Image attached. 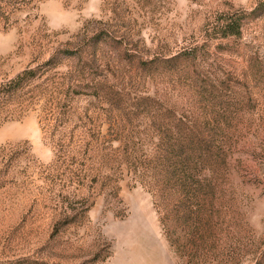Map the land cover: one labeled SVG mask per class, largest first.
Wrapping results in <instances>:
<instances>
[{
    "label": "rangeland",
    "instance_id": "374dc122",
    "mask_svg": "<svg viewBox=\"0 0 264 264\" xmlns=\"http://www.w3.org/2000/svg\"><path fill=\"white\" fill-rule=\"evenodd\" d=\"M261 2L33 1L8 23L0 21V80L83 38L91 59L88 38L108 34L112 38L104 37L96 58L79 66L95 83L106 82L115 105L129 112L134 127L128 135L138 154L155 134L142 104L162 109L164 117L192 118L212 108L197 94L195 80L226 88L230 103L242 106L228 112L227 166L213 180L219 193L211 240L207 256L193 263L264 264V16L243 19L238 34L221 38L219 32L224 17L249 13ZM177 55L194 60L178 70L172 61ZM84 91L55 119L60 136L73 132L74 140L89 144L81 184L47 175L58 137L53 141L50 134L46 99L22 119L0 124V264H186V256L176 257L168 246L151 193L123 162L114 142L120 132L104 124L96 140L109 115ZM86 111L95 113L92 121L79 120ZM55 199L89 208L82 216L80 210L63 212L54 208ZM174 230L178 237L183 233L179 223Z\"/></svg>",
    "mask_w": 264,
    "mask_h": 264
},
{
    "label": "trees",
    "instance_id": "16d2710c",
    "mask_svg": "<svg viewBox=\"0 0 264 264\" xmlns=\"http://www.w3.org/2000/svg\"><path fill=\"white\" fill-rule=\"evenodd\" d=\"M33 1L40 0H0V21L8 23L14 12ZM263 16L264 2L249 13L227 15L221 22V38L238 34L243 19L254 20ZM99 32L87 40L89 48L93 49V54H89L91 59L84 55L86 49L82 47L85 41L83 38L72 46L56 48L44 62L28 66L12 77L0 80V124L22 119L42 99H46L49 106L48 122L52 128L50 134L53 141L58 137L54 143V160L46 166L47 175L59 181L66 178L71 184H81L86 176L87 165L83 158L88 153L89 144L81 145L74 140L73 132L70 138L60 136L62 131H58L55 119L61 111L71 108L73 99L81 97L79 90L85 89L88 101L103 105L109 115V120L98 126L96 140L102 134L104 124H107V129L120 132L114 142L119 143L120 155L128 171L151 193L168 246L178 258L183 253L186 264H194L193 260L198 258L200 259L196 262H201L207 256L204 247L211 240L213 201L219 193L218 185L213 184V180L221 178L227 166V153L224 149L226 134L223 131L227 130L231 122L228 113L230 106L240 108L241 102L230 103L228 96L222 93L226 88L195 80L199 97L211 103L210 107L213 109H210L209 114L198 113L192 118L176 119L158 115L162 109L155 105L142 104L146 118L151 119L149 125L155 130V134L149 138L150 147L146 143L141 154H138L134 149L136 143L133 137L128 135L129 130L134 127L129 112L121 105H115L113 90L106 82L95 83L84 72L83 67L79 66L83 60L88 63L96 58V48L105 43L104 37L112 38ZM192 60L194 58L190 55H177L172 59L178 64V70L185 67L186 61ZM66 62L71 65L61 71L59 68ZM94 116L93 111H86L84 118L80 117L79 120L87 118L92 121ZM53 173L56 175H52ZM52 203L54 208L63 212L80 210L77 214L81 216L89 208L88 205L84 206L85 203L76 208L68 200L55 199ZM75 218L78 216L73 217ZM175 223H179L183 229L179 237L174 230Z\"/></svg>",
    "mask_w": 264,
    "mask_h": 264
}]
</instances>
